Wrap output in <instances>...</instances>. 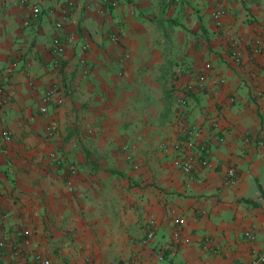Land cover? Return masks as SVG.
Instances as JSON below:
<instances>
[{"label":"crops","instance_id":"1","mask_svg":"<svg viewBox=\"0 0 264 264\" xmlns=\"http://www.w3.org/2000/svg\"><path fill=\"white\" fill-rule=\"evenodd\" d=\"M56 34L65 47L53 56ZM0 76V264L33 251L50 264H251L264 254V0H0ZM188 124L209 163L185 176L161 145ZM169 209L187 243L172 241ZM19 225L30 236L15 255Z\"/></svg>","mask_w":264,"mask_h":264},{"label":"built area","instance_id":"2","mask_svg":"<svg viewBox=\"0 0 264 264\" xmlns=\"http://www.w3.org/2000/svg\"><path fill=\"white\" fill-rule=\"evenodd\" d=\"M105 5L108 6L109 8H112L116 5V0H103ZM20 3H25L26 0H19ZM67 6H69V3H66ZM51 10H49L50 12ZM38 12V8L35 5L31 6V15L32 18L36 16ZM66 12L65 7L60 8V17L61 19L57 20L54 22V28L56 30H59L62 25L63 17ZM224 10L218 6L214 5L212 6L211 9V19L214 23L215 26L219 27L222 24V16H223ZM25 25L28 24V21L23 22ZM68 39H71L70 37ZM110 39L115 40L116 36L114 34L110 35ZM232 54L237 55L236 47H235V42H232ZM65 47V42L64 40H61L58 37V34L52 36L50 38L49 42V52L53 56H58L62 53L63 49ZM80 49L84 51L86 49L85 45H81ZM252 51L254 53H261L262 52V47L257 42ZM80 64L83 65V60L80 59ZM208 65H205V68H207ZM199 86L202 84V79L197 82ZM55 97V88L54 86H49L47 87L42 94L39 97V112L44 113L46 112V107L48 103L51 100H54ZM55 102H60L59 98H55ZM7 101V93L5 90L4 83L1 79L0 76V105L4 104ZM176 103L178 105H183L185 103V100L182 98H176ZM180 138L176 139L175 141H172L168 144H162L161 149L162 151H167V150H172L175 152L176 156L172 159V165L176 168L179 169V171L187 176L191 175L192 171H194L195 166H199L201 168H204L208 165L209 160L207 157V147L204 142L200 140L199 137V131L198 129L193 125V124H188L186 126H183L179 132ZM8 132L6 130L1 131V136L4 140L8 139ZM243 140L245 142L249 141V136L248 134L244 135ZM258 145L260 147H264V133L261 135L258 139ZM122 151L126 152V147L122 146L121 147ZM264 160V156L262 157ZM56 164H62V161L60 159L55 160ZM66 170L68 177H73L76 174V169L73 164H65ZM235 171L232 167H228L224 175L222 177V184L223 185H233L235 183ZM67 184H70V180H67ZM169 214L171 216V223L173 224V231L171 233V239L175 244H181V243H187L188 238L184 236L181 232V226L183 224V218L181 216H178L175 213L174 209H169ZM6 216V214H3V217ZM154 218L152 215H149L147 217L146 221V229H145V234L144 237L140 240L142 244L147 243L148 240H150L153 236V228H154ZM2 227L0 225V250L5 247L6 240L4 239L2 235ZM246 237L249 239H252L253 236L249 234V232L244 233ZM16 235L20 238V245H18V249L14 250V254H22L24 252L25 246L28 245L29 243V236L30 232L29 229L24 227L23 225H19L17 230H16ZM162 255L159 254L158 259H161ZM264 261V254L258 255L256 258H254L251 261V264H255L257 262H262ZM24 264H50V260L48 257H46L44 254L38 251H33L30 255V258L24 263Z\"/></svg>","mask_w":264,"mask_h":264},{"label":"trees","instance_id":"3","mask_svg":"<svg viewBox=\"0 0 264 264\" xmlns=\"http://www.w3.org/2000/svg\"><path fill=\"white\" fill-rule=\"evenodd\" d=\"M261 194H264L263 192H260Z\"/></svg>","mask_w":264,"mask_h":264}]
</instances>
